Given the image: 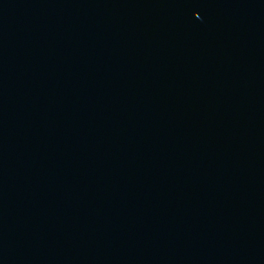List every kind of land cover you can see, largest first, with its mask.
Here are the masks:
<instances>
[{"label": "water", "instance_id": "95a60500", "mask_svg": "<svg viewBox=\"0 0 264 264\" xmlns=\"http://www.w3.org/2000/svg\"><path fill=\"white\" fill-rule=\"evenodd\" d=\"M0 264H264V0H0Z\"/></svg>", "mask_w": 264, "mask_h": 264}]
</instances>
